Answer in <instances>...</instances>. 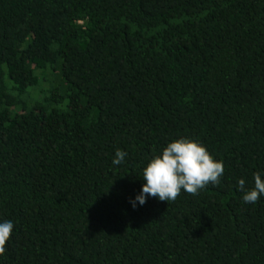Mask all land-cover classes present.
I'll list each match as a JSON object with an SVG mask.
<instances>
[{
	"label": "trees",
	"instance_id": "obj_1",
	"mask_svg": "<svg viewBox=\"0 0 264 264\" xmlns=\"http://www.w3.org/2000/svg\"><path fill=\"white\" fill-rule=\"evenodd\" d=\"M180 138L220 182L133 208ZM258 171L264 0H0V264H264Z\"/></svg>",
	"mask_w": 264,
	"mask_h": 264
},
{
	"label": "clouds",
	"instance_id": "obj_2",
	"mask_svg": "<svg viewBox=\"0 0 264 264\" xmlns=\"http://www.w3.org/2000/svg\"><path fill=\"white\" fill-rule=\"evenodd\" d=\"M127 152L117 150L114 165L124 163ZM224 175L222 160L213 157L206 147L197 140L180 138L167 144L162 153L155 155L143 169V181L140 193L130 201L133 208L143 206L149 198L159 201H175L181 191L197 194L209 183L215 185ZM254 188L246 189V180H238L237 190L242 192L243 202L255 204L264 196V171L253 175ZM14 223L11 220L0 222V255L11 239Z\"/></svg>",
	"mask_w": 264,
	"mask_h": 264
},
{
	"label": "rangeland",
	"instance_id": "obj_3",
	"mask_svg": "<svg viewBox=\"0 0 264 264\" xmlns=\"http://www.w3.org/2000/svg\"><path fill=\"white\" fill-rule=\"evenodd\" d=\"M47 90V89H46Z\"/></svg>",
	"mask_w": 264,
	"mask_h": 264
}]
</instances>
